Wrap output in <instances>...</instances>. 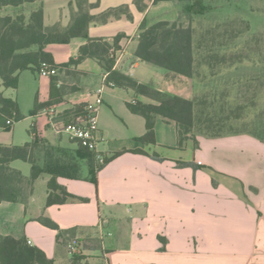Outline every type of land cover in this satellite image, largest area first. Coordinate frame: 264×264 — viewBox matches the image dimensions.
<instances>
[{
  "label": "crops",
  "instance_id": "obj_1",
  "mask_svg": "<svg viewBox=\"0 0 264 264\" xmlns=\"http://www.w3.org/2000/svg\"><path fill=\"white\" fill-rule=\"evenodd\" d=\"M76 1L42 0L4 7L0 9V17L22 15L28 19L32 12L41 8L44 27L63 32L80 14ZM194 1L170 0L153 4V0H143L147 8L139 12L133 0H87L88 4H96L88 10L91 16L108 8L127 5L132 20L121 18L101 25L91 23L86 33L88 38L101 39L107 44H112L115 36L122 35L118 45L123 57L115 70L150 85L152 82L144 80L148 63L140 62L133 55L142 22L150 20L148 25L161 21L177 22L190 27L194 40L195 75L186 78L162 72L153 88L192 100L204 87V82L196 78L197 54L212 51V47L203 42L198 49L196 41L213 33L218 35L229 21H242L251 28L254 15H264V0H199L204 9L202 14L191 12ZM185 4L190 14L184 15ZM168 8L174 12L171 19L161 15L148 18L152 11ZM86 43L84 38H73L67 44L46 45L43 51L60 66L76 59L79 48ZM213 49L219 52L218 47ZM200 67L208 72L206 62H201ZM25 72L34 74L29 70L20 72L18 87ZM102 73L96 59L60 67L54 77L63 98L59 110L87 102L89 94L76 95L78 90L74 85L81 84L83 90L94 91L101 85ZM43 78H46L48 92L42 97L37 93L34 105L49 99L50 78ZM178 78L186 81V87L180 86L183 94L176 92L181 84ZM7 90L4 89L3 96ZM69 90L74 93L69 94ZM135 101L155 104L130 90L115 87L104 90L98 114L97 152L105 157L122 150L128 152L110 161L97 173V188L87 179L89 168L83 164H77L80 179L69 178L66 174L55 179L56 185L68 194L85 198L88 202L69 200L64 204L46 206L51 192L47 187L51 173L43 172L33 182L26 204L0 203V238L26 239L53 264H264V158H244L245 150L252 146H260L264 152V143L249 135L196 136L197 146L188 139L178 147L176 124L160 116L153 117L154 142L139 143L136 139L146 132L145 120L131 113L126 106ZM42 110L34 114L39 119L44 117ZM47 124V120L41 126L33 123L26 143L33 142L36 132L49 136L51 131ZM246 137L253 142L243 140ZM63 145L69 146L67 142ZM11 146L17 145H1L0 148ZM41 161L43 166L37 160L36 164L43 168L47 160ZM14 162L9 164L11 168ZM180 164L205 168L193 169ZM13 169L26 178L30 177L31 172L23 174L20 169ZM43 175H47L43 180L44 194L38 197L35 186ZM41 218L49 219L60 230L71 233L57 241V232L38 222ZM71 240L79 244L78 260L73 262L67 248Z\"/></svg>",
  "mask_w": 264,
  "mask_h": 264
},
{
  "label": "trees",
  "instance_id": "obj_2",
  "mask_svg": "<svg viewBox=\"0 0 264 264\" xmlns=\"http://www.w3.org/2000/svg\"><path fill=\"white\" fill-rule=\"evenodd\" d=\"M42 0H0V9L4 7H18L23 4L33 3ZM161 1L170 0H153V4ZM179 1V0H177ZM199 0L194 1L191 10L194 14H202L204 9L200 7ZM133 4L139 12H144L147 5L143 0H133ZM76 5L80 14L73 20L72 24L63 32L49 30L43 24V10L40 8L32 12L28 19L19 15L16 17L4 16L0 17V86L4 89L16 90L18 87V74L22 71L38 72L40 62H47L51 66L57 68L67 66L69 64H78L85 59H96L103 72L107 73V81L112 85V88H121L133 91L136 95L146 97L155 104H143L135 101L127 103L128 110L144 118L146 132L144 136L137 138L139 143H153V117L160 116L163 119L172 121L177 126L178 147L191 139L197 146L195 129H196V111L197 105L204 106L206 103L197 104V100L185 99L179 96L169 95L151 86L139 83L134 78L125 75L118 70L113 69L114 60L110 57V50H120L119 41L123 37L117 35L113 38L112 44L104 43L101 39H90L87 36L86 30L89 24H105L109 20H118L125 18L132 20V15L127 5L108 8L97 16L89 15L86 7L92 9L96 4H88L87 0H77ZM220 34L214 33L207 38L203 37L196 41V46L201 48V43H206L212 47V51L202 54L201 62H206L211 76L215 75L214 69L224 64L233 66L240 63L242 56L232 55L229 57L227 52L219 55L215 51L218 47L219 51L224 46L216 44L213 38H218ZM73 38H84L87 43L79 48L76 59H71L67 64L56 65L50 54L45 53L43 48L50 44H67ZM193 31L190 27H183L177 22L161 21L148 25L143 21L140 25L137 35V45L134 50V57L140 62L152 64L162 68L169 73L192 78L195 75L194 70V52H193ZM35 49V50H33ZM236 59H235V58ZM258 79L251 78L249 83H258ZM263 82L259 83L262 86ZM60 94V95H59ZM63 103V98L57 88V83L54 77H50V95L49 99L43 103H35L33 114L39 110H44L52 106H58ZM83 104L76 105L73 110L65 113V118H69V114L77 115L81 112ZM23 119L19 111L17 103L3 96L0 92V128L9 130L6 127L8 120L19 122ZM202 136L206 138L224 137L219 134H208L203 132ZM235 135H249L258 141L264 143V134L260 133H238ZM36 147L32 143H26L23 146H11L0 148V203H22L26 204L27 199L32 191L33 182L43 172H49L52 164L46 161L43 168L36 164L34 151ZM78 151L86 155L88 159L89 175L87 177L95 188H97V173L110 161L127 153V150L113 153L109 157L103 156L101 161L96 159V155L78 147ZM22 161L31 166V174L29 178L24 177L21 172L9 166L13 161ZM68 170L67 177L72 179H80V168L77 164H65ZM181 166H189L193 169H203L204 166L194 164H180ZM61 173L52 172L51 178L47 183L48 189L51 191L46 200V206L52 204H64L71 200L74 202L86 203L85 198L76 197L68 194L64 188L56 185L55 179ZM57 193V194H55ZM43 226L55 230L57 232V241L63 236L70 234V231H62L52 221L46 218L38 220ZM78 260V257L72 256V262ZM0 264H53L48 260L44 253L34 246H30L26 239H15L12 237L0 238Z\"/></svg>",
  "mask_w": 264,
  "mask_h": 264
},
{
  "label": "rangeland",
  "instance_id": "obj_3",
  "mask_svg": "<svg viewBox=\"0 0 264 264\" xmlns=\"http://www.w3.org/2000/svg\"><path fill=\"white\" fill-rule=\"evenodd\" d=\"M57 3L62 0H56ZM183 9L184 15L190 14L189 7L185 4ZM85 10H89L88 7ZM161 15L166 19H171L174 12L168 9H157L152 11L148 18L154 19ZM244 15V14H243ZM264 15L255 14L251 23V28L247 23L242 21L226 22L223 29H220L218 38H213L214 43L223 45L219 55L242 56L240 63L233 66L224 64L214 69L215 75L209 71L205 72L200 67L202 54H197V69L196 78L204 82V87L195 94L197 104L206 103L205 107L197 105L196 111V129L195 135L202 136L203 132L208 134H219L228 136L231 134L249 133V134H264ZM146 23H150L147 20ZM235 58V57H234ZM236 59V58H235ZM122 60V59H121ZM147 73L144 80L151 83L152 88L161 78V74L167 73L166 70L156 67L152 64L146 65ZM209 73V74H208ZM211 73V75H210ZM206 74V75H204ZM204 76V79H202ZM251 78L258 79V83H249ZM178 80L181 83L179 87H186V81ZM46 78H43L38 73L25 72L21 75L20 85L16 91L7 90L6 97H13L16 100L23 119L19 122L12 123V128L9 130L0 131V146L2 145H23L28 142V131L33 123L43 125L44 121H48V128L51 131L49 136H44L36 132L33 144L36 147L34 156L38 163L42 164L47 160L49 163L56 162L50 166L49 173L58 172L67 174L68 170L65 164H83L88 165L86 155L78 151V146L75 141L71 140L69 135L59 128V124L64 120L63 113L67 112L73 106H66L63 113L50 120L49 117L39 119L33 114L35 96L37 93L44 96L47 92ZM263 82L262 86L259 83ZM75 90H78L76 95L91 94L93 91H85L81 88V84L74 85ZM166 88L164 84L161 85ZM181 87L178 91L183 94ZM155 89V88H153ZM156 90V89H155ZM4 88L0 86V92ZM74 93L69 90V94ZM4 96V97H5ZM80 99V98H79ZM81 104V102H79ZM78 103V104H79ZM57 125V129L53 125ZM195 136V137H196ZM204 137V136H202ZM243 140L253 142L252 139L244 138ZM252 140V141H250ZM237 141H240L238 139ZM63 142H67L69 146L64 147ZM13 143V144H12ZM74 143V145H70ZM259 145V144H258ZM244 158L256 159L264 158V152L260 146H252L245 150ZM13 168L20 169L23 174H29L31 167L24 162L16 161L12 164ZM47 175H43L40 181L35 186V192L38 197L44 194L43 180ZM71 240L67 244L72 242Z\"/></svg>",
  "mask_w": 264,
  "mask_h": 264
},
{
  "label": "built area",
  "instance_id": "obj_4",
  "mask_svg": "<svg viewBox=\"0 0 264 264\" xmlns=\"http://www.w3.org/2000/svg\"><path fill=\"white\" fill-rule=\"evenodd\" d=\"M110 57L114 60L113 69H115L121 62L123 52L122 50L112 49L110 50ZM37 73L42 77L50 78L56 77L58 70L47 62H40ZM107 76V73H102L100 87L89 94L90 99L87 102L81 103L83 107L80 113L77 115L69 114V118L61 121L58 125V129L57 125H53L55 129L67 133L70 139L75 141L78 146L94 153L98 161L103 159V156L97 152V144L99 141L98 114L103 103L104 90L112 87L107 81ZM75 106H73L71 110H73ZM41 113L52 120L62 114V111L59 110L58 106H52L42 110ZM12 123L13 120H8L6 122V127H11ZM0 130H4V128H0ZM68 252L71 256H79V244L76 240H73L68 245Z\"/></svg>",
  "mask_w": 264,
  "mask_h": 264
}]
</instances>
